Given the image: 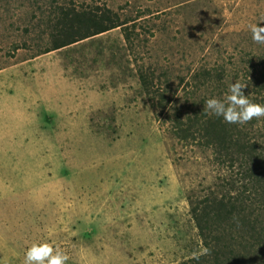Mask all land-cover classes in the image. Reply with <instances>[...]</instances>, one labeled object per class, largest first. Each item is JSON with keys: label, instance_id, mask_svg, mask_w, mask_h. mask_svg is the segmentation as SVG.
<instances>
[{"label": "rangeland", "instance_id": "obj_1", "mask_svg": "<svg viewBox=\"0 0 264 264\" xmlns=\"http://www.w3.org/2000/svg\"><path fill=\"white\" fill-rule=\"evenodd\" d=\"M60 6H107L130 20L131 39L118 27L43 52ZM261 18L264 0H0V261L23 264L45 239L68 264L202 253L191 203L240 175L203 141L176 137L168 111L246 83L235 72L264 51L249 29ZM204 67L226 70L227 85L193 99L187 82ZM140 68L155 73L164 109ZM254 119L263 141L264 118Z\"/></svg>", "mask_w": 264, "mask_h": 264}, {"label": "trees", "instance_id": "obj_2", "mask_svg": "<svg viewBox=\"0 0 264 264\" xmlns=\"http://www.w3.org/2000/svg\"><path fill=\"white\" fill-rule=\"evenodd\" d=\"M129 22L107 6L81 10L60 6L51 26L50 44L43 52L118 27L130 41ZM138 71L144 91L152 99L157 98L164 109L166 104L162 100L166 95L156 90L155 73L151 78L145 70ZM225 72L205 67L195 70L187 82V96L195 99L201 89L215 91L226 86ZM235 73L236 78L243 75L249 98L264 103V51L246 59ZM205 101L194 100L191 112L177 109L171 115L168 111L173 132L180 139L203 141L217 157L230 164V170L238 169L236 174L240 177H230L221 194H210L191 203L190 214L204 251L183 264H264V140L253 135L254 121L228 124L222 117L205 111Z\"/></svg>", "mask_w": 264, "mask_h": 264}, {"label": "clouds", "instance_id": "obj_3", "mask_svg": "<svg viewBox=\"0 0 264 264\" xmlns=\"http://www.w3.org/2000/svg\"><path fill=\"white\" fill-rule=\"evenodd\" d=\"M264 18L249 25L252 40L264 45ZM246 83L236 80L228 86V92L223 98L212 97L205 101V111L217 117H222L228 124L244 125L254 118L259 121L264 118V103L255 102L244 94ZM71 259L67 251L54 242L45 239L34 241L24 251L23 264H68ZM0 264H11L10 261H0Z\"/></svg>", "mask_w": 264, "mask_h": 264}]
</instances>
